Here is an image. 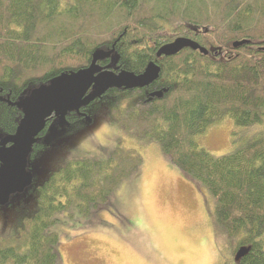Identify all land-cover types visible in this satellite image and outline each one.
<instances>
[{"label": "trees", "instance_id": "1", "mask_svg": "<svg viewBox=\"0 0 264 264\" xmlns=\"http://www.w3.org/2000/svg\"><path fill=\"white\" fill-rule=\"evenodd\" d=\"M179 38L209 54L157 53ZM248 45L234 48V42ZM116 47L121 67L137 75L162 69L148 89L113 91L108 116L134 138L155 143L214 200V221L238 240L239 264H264V134L243 149L215 157L197 140L227 119L241 128L264 121V0H0V95L18 100L62 73L88 68L96 50ZM167 90L163 98H151ZM14 129L21 114L2 107ZM134 150L108 160L74 161L37 190V211L0 239V264H62L56 214L75 207L85 217L107 205L142 166Z\"/></svg>", "mask_w": 264, "mask_h": 264}, {"label": "rangeland", "instance_id": "2", "mask_svg": "<svg viewBox=\"0 0 264 264\" xmlns=\"http://www.w3.org/2000/svg\"><path fill=\"white\" fill-rule=\"evenodd\" d=\"M93 110L91 125L65 135L38 154L32 192L0 208V239L13 236L21 221L36 213V189L56 170L85 159L103 162L113 151L125 149L141 154L143 163L119 184L107 205L88 217L75 207L56 214L51 232L59 237L61 263L239 264L238 240L215 223L214 200L204 187L174 167L157 144L134 138L112 123L105 104ZM3 112L0 125L11 131L15 122ZM262 134L264 121L241 128L227 119L197 140L219 158L243 149Z\"/></svg>", "mask_w": 264, "mask_h": 264}, {"label": "water", "instance_id": "3", "mask_svg": "<svg viewBox=\"0 0 264 264\" xmlns=\"http://www.w3.org/2000/svg\"><path fill=\"white\" fill-rule=\"evenodd\" d=\"M249 42H234V48L240 49ZM185 50L199 51L209 54L197 42L179 38L163 46L157 53V58H171L180 55ZM264 52V50H263ZM120 55L115 47L109 50H96L91 65L78 72L62 73L32 90H27L17 102L10 106L16 107L22 113V119L14 135H0V208L13 204L15 199L27 197L35 187L37 161H32L34 147L42 141L39 136L46 130L47 121L55 117L50 126L44 147H51L54 142L67 135V116L72 111L87 108L95 101L103 99L110 90L134 91L148 89L159 81L162 73L156 62H151L146 70L137 75L122 71L119 75L100 67L99 64L111 59L115 67L120 62ZM167 90L151 94V98H163ZM93 123L91 120L88 124ZM248 250L238 253L240 260Z\"/></svg>", "mask_w": 264, "mask_h": 264}, {"label": "flooded vegetation", "instance_id": "4", "mask_svg": "<svg viewBox=\"0 0 264 264\" xmlns=\"http://www.w3.org/2000/svg\"><path fill=\"white\" fill-rule=\"evenodd\" d=\"M100 67H102L104 70H106L109 66H111L112 68L111 69H108L110 72H113L117 75H119L122 71H126L124 70L122 67H121V64L119 62V64L115 67L112 66V62H111V59H108L107 61L99 64ZM113 91H118L116 89L114 90H110L108 91V93L103 97V99L101 100H98V101H95L92 105H90L89 107L87 108H82L80 111H72L68 114L67 116V122H68V128L67 131V135L76 131L78 128L80 127H83V126H86V125H91V124H88L89 121L91 120L92 122L94 121V113H93V109L96 105H99V104H105V102L110 98V94L113 92ZM121 92V91H120ZM1 93V92H0ZM11 101V102H17L19 100H12L11 99V96H3L2 94L0 95V105H2V107H8V108H11V109H17L16 107H12L10 106V103H8L7 101ZM18 110V109H17ZM22 116V113L20 110H18ZM22 119V117H21ZM20 119V121H21ZM55 122V117H53L52 119L48 120L47 121V128L46 130L39 136L40 139H42L41 142H39L35 147H34V151H33V155L31 157L32 161H35L37 160V156L38 154L41 152L42 149H45L44 147V143L43 141L46 139L47 137V133L49 131V128L50 126ZM20 123V122H19ZM19 125V124H18ZM17 129V128H16ZM16 132V131H15ZM14 132V134H15ZM1 134V132H0ZM13 134V135H14Z\"/></svg>", "mask_w": 264, "mask_h": 264}]
</instances>
